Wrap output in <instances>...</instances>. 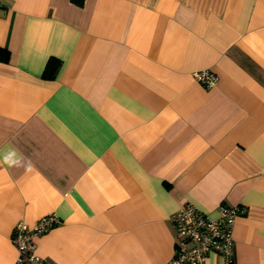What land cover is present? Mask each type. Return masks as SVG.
<instances>
[{
  "label": "crops",
  "instance_id": "1",
  "mask_svg": "<svg viewBox=\"0 0 264 264\" xmlns=\"http://www.w3.org/2000/svg\"><path fill=\"white\" fill-rule=\"evenodd\" d=\"M0 50V264L49 215L51 264H166L186 203L239 206L232 264H264V0H3Z\"/></svg>",
  "mask_w": 264,
  "mask_h": 264
},
{
  "label": "built area",
  "instance_id": "2",
  "mask_svg": "<svg viewBox=\"0 0 264 264\" xmlns=\"http://www.w3.org/2000/svg\"><path fill=\"white\" fill-rule=\"evenodd\" d=\"M3 0H0V9ZM193 78L210 88L217 77L209 71L192 74ZM240 214L239 206L220 205L216 217H211L192 203H186L170 219L176 231L172 258L166 264H206L209 254L220 256L225 264L233 262V229ZM59 223L55 215L41 218L31 228L15 225L12 241L17 257L14 264H51L36 254L35 237L44 234Z\"/></svg>",
  "mask_w": 264,
  "mask_h": 264
},
{
  "label": "trees",
  "instance_id": "3",
  "mask_svg": "<svg viewBox=\"0 0 264 264\" xmlns=\"http://www.w3.org/2000/svg\"><path fill=\"white\" fill-rule=\"evenodd\" d=\"M73 4L81 7L84 3V0H71ZM8 59V53L4 50H0V60L6 62ZM59 61L54 58H50L46 64L45 70L43 72V78L52 79L56 75V72L59 68Z\"/></svg>",
  "mask_w": 264,
  "mask_h": 264
},
{
  "label": "clouds",
  "instance_id": "4",
  "mask_svg": "<svg viewBox=\"0 0 264 264\" xmlns=\"http://www.w3.org/2000/svg\"><path fill=\"white\" fill-rule=\"evenodd\" d=\"M21 156L15 149H10L6 152H0V165H6L8 167L19 166ZM27 172L33 171V166L29 162L26 167Z\"/></svg>",
  "mask_w": 264,
  "mask_h": 264
}]
</instances>
